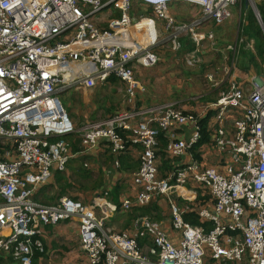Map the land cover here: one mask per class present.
<instances>
[{
	"label": "built area",
	"instance_id": "1",
	"mask_svg": "<svg viewBox=\"0 0 264 264\" xmlns=\"http://www.w3.org/2000/svg\"><path fill=\"white\" fill-rule=\"evenodd\" d=\"M174 2L199 8L201 17L188 26L176 25L167 13ZM240 2L0 0V142L8 146L0 157V228L9 230L8 236L0 237V255L9 252L10 264H31L35 252H44L45 227L75 218L79 244L90 264H264V82L252 80L250 92L244 94L232 76L216 102L204 106L214 111L210 144L223 160L221 171L194 163L176 176L161 178L157 136L165 134L167 154L178 157L198 142L200 128L192 114L181 113L174 104L146 107L138 101L145 86L135 70L156 66L158 57L148 48L155 45L157 34L152 19L134 23L128 15L133 4L153 9L165 20L174 51L181 49L180 37L186 33L194 45L185 59L191 66L206 40L198 29L208 21L221 26L230 19V8ZM107 8L120 11V16L100 31L92 20ZM143 20L151 23L154 32L153 43L147 45L133 35L135 30L145 34L138 28ZM206 35L212 39V34ZM111 76L123 85L129 108L85 124L79 131L80 143L89 151L106 139L123 150L118 132H126L129 140L141 144L139 168L132 174L138 192L121 208L145 207L159 197L169 206L171 218V226L149 216L136 218L135 226L150 241L147 253L137 247L135 235L113 234L106 228L105 219L114 211L110 185L99 191L95 204L99 215L72 197L63 196L52 204L31 198L53 172H64L73 157L64 138L76 129L58 95L77 86L103 87ZM230 109L241 117L233 134L227 135L224 122ZM191 125V136L182 139L181 130ZM187 172L213 206V213L206 206L197 214L201 224L211 225L209 229L183 220V215L192 214L188 205L196 200V194L183 186ZM177 199L187 205L184 210L175 203ZM166 228L176 236H169Z\"/></svg>",
	"mask_w": 264,
	"mask_h": 264
},
{
	"label": "crops",
	"instance_id": "2",
	"mask_svg": "<svg viewBox=\"0 0 264 264\" xmlns=\"http://www.w3.org/2000/svg\"><path fill=\"white\" fill-rule=\"evenodd\" d=\"M175 4L176 5L172 3L169 6H167L168 14L172 15V12H176L182 8L181 7L182 3L175 2ZM139 6H143V5H139ZM190 11L194 13L195 9H192ZM105 13H106L105 17L109 19H111V17L113 16L112 12H109V13L101 12L100 14H102L101 16L102 18ZM209 22L210 21L206 22V24H208ZM210 23L213 24L212 22ZM228 24L229 22L225 23L224 26H221V28L224 29L226 26H228ZM223 34L228 35L224 33L223 31H221L219 36L220 35L224 36ZM216 38L218 39V35L216 36ZM249 43L251 46L250 50H252L253 52L249 54L247 52H241L239 57L235 58L233 56L234 59L233 57H231L229 61V64L230 62L232 63L233 61V64L232 66H230V69L232 73L234 74V77L237 78V81L239 82V86L243 90L244 94H248L250 92L252 83H253L252 80L258 81L261 83L264 82V64L260 65L258 68H254V66L251 65V62H252V61L250 62L251 57L257 60V56L253 50L252 42H249ZM223 49L226 52V48L223 47L221 50ZM234 51L235 52L237 51V45H234ZM241 51H244V50H241ZM215 58L219 60L220 56H217ZM221 61H222L221 63L222 66L224 65V63L226 64L224 57ZM170 62H169V66L167 65L166 67L162 66L159 68L158 67L153 68L156 71V73H154L155 76H153V73L151 71L148 74L142 73L143 69L151 70V68H140L137 66V69L135 70V77L137 78L136 76L137 74L141 79L145 80V82L141 80L145 86V92L137 96L138 101L140 102L142 106L148 107V106H159V105H164V104H174L177 109H180L178 107V103L180 101L159 104V102L161 103V102L169 101L172 93L175 90L174 87H170L169 80L174 78L177 70H176V66L174 62H171V63ZM156 79H159L163 84L159 87V89H156L155 91L153 87V84L155 85V82L153 83V81ZM111 80H113V82L118 81L114 76H111L109 79V83L106 87L109 86ZM165 82H166V86L164 84ZM226 82L228 83V76H224L223 81H220L219 83L216 82L213 84L215 88L212 91L208 92V94L206 95L207 101L210 100L209 103H206L207 105L211 104V102L216 101L221 95V93L225 91L226 87L222 91L217 93L218 89ZM106 87H97L95 90L106 88ZM114 87L115 86H113V89L111 87V90H112L114 99H116L117 94H114L115 93ZM165 87H167L166 91L164 90ZM74 88L76 89L75 92L78 91V89L81 91H84V93L95 91V90H86L80 86H77ZM72 89L73 88L67 91H70ZM144 94H145V97H142ZM216 94H217V97L215 98ZM120 95L121 97L117 98L113 104L112 112L102 116L103 118L97 121L103 120L104 118L108 117L109 115H112L113 113L117 111H122V110L129 108V104H127V102L125 101L126 96L124 94H120ZM200 101L201 100H197L196 102L191 101L195 107L202 109L201 112L198 109H196L195 111L197 114H192V113L191 114L193 117L196 118L197 125L200 128V131H201L200 122L202 123V120H205L203 122L205 123L203 128H205V130L207 131H212L214 130L216 126L213 121L214 111L210 109L205 110L204 106L206 104H203ZM92 105L94 108L95 105L94 104ZM202 105L204 106L202 107ZM182 108L184 109L187 107L184 106ZM186 114H189V113H186ZM240 117H241V113L239 111L235 109L229 110V112L227 113L225 122H224V131L227 135L233 134L235 124ZM78 130H80V128L79 129L76 128L74 134L69 135L64 138L70 150V153L73 155V157L68 160L64 172H66L67 169L72 168L76 163H80L82 164L83 171L86 173V174L82 173L81 177L86 178L88 175H97V176L99 175L100 179L94 181V188L97 189V185L99 183H101L103 187L105 185H110L111 188H110L109 195L112 194L116 198V201H113L112 199H110L111 201L110 203L114 206V211L111 214H109L110 215L109 217L105 219L106 228L110 229L113 234L126 233L129 235H135L136 236L135 241H136L137 247L143 253H147V250L150 246L149 238L145 236L142 230H140L139 228L135 226V220L137 217L136 218L132 217L134 216L132 211L136 207H134L131 210H123L121 208V204L123 201L133 200V198L136 196L138 192V190L136 189V186L133 183L132 174L135 173L139 168L140 155L142 153L141 144L134 143L131 140H129L128 133L118 132L121 139L125 143L123 150H117L115 147H113L111 142H109L106 139H101L98 141L97 146L94 149L89 150V151H84L80 143V137H79ZM193 131H194V125L186 126L181 130L180 135L182 139L188 140ZM200 140L201 138L198 140L197 143L194 144L196 146L192 145V147L189 150H186L182 155L178 157H171L169 156V154H167L166 135L160 133L156 138V145H155V153L157 156V166H158L159 174H160V167L163 166L164 162H166L167 166L170 167L169 170L164 174V177L162 178H165L169 176L170 174H173L176 176L179 172L183 171V169L188 168V166L194 163L197 164L198 168L213 167L217 171H221L224 165L220 164L221 158L216 154L214 147L210 144V142H205V143L200 144ZM192 148L193 150H191ZM178 164L180 166H177V167L178 168L180 167V168L179 169L174 168ZM62 173L63 172H53L49 182L45 186L38 187L34 193L37 194V193L43 192L45 196L47 197L46 195L47 192L45 193L44 189L45 191H47L49 188L52 189V185H55L57 187L56 193L52 196L51 194H48L49 196L48 198L54 199L55 201L53 203L57 202L63 195H65L68 192L69 189L72 188L71 182ZM71 173L76 174V171L73 170ZM60 177L62 178L61 180H60ZM183 186H185L187 190L192 191L193 193L196 194V200L193 204L195 206V209L193 210V206H190L189 211H191L194 214L196 213L195 216H197V214L199 213V210L207 206L211 209V213H213V206L209 204V197L207 193L203 191L202 188L199 187L198 184H196L192 180L191 174L188 172L185 175ZM98 194L99 192L95 191L89 194L86 199L81 198L82 197L81 195L75 196L72 198L76 200H80L87 208L92 209L97 215H99V211L95 205L98 200ZM180 200L181 199H177L175 203L178 205V207L184 210L187 205H185V202L184 204H182ZM38 203L48 204L45 201V199ZM151 204L152 203L147 205V207L150 206ZM137 212H139V210H137ZM159 213L161 214V211ZM162 216H163V213H162ZM166 217H168V214ZM168 218H170V210H169ZM77 226H78V222L75 218L69 221L61 222L57 224L56 226H46L45 231L42 234V241L44 244V252H43L44 256L38 259V264H41L40 260L45 257L46 249L48 251L49 249L56 247L57 243L64 244V245H67L65 242L73 243L71 240L72 238L71 235H74L73 233H75L74 236L77 237L76 238L77 240L78 239ZM166 231L170 232V229ZM8 235H9L8 229L0 228V237H4ZM58 240H62V242H59ZM76 247L77 249H73L72 251H70L71 255H74V254L76 255L75 252L77 250H81L82 252L81 259L84 261H87V257L80 247L79 240H77ZM75 257H71V259H74ZM0 258L3 261L2 264L11 263L9 252H3L0 255Z\"/></svg>",
	"mask_w": 264,
	"mask_h": 264
},
{
	"label": "rangeland",
	"instance_id": "3",
	"mask_svg": "<svg viewBox=\"0 0 264 264\" xmlns=\"http://www.w3.org/2000/svg\"><path fill=\"white\" fill-rule=\"evenodd\" d=\"M252 3L256 6V4H262V0H251ZM177 3V2H176ZM181 4V9H179L176 12H172L171 14H168L170 17L173 18L176 25L179 26H188L191 24L192 21L198 19L201 17V12L199 8L192 6L187 3L179 2ZM172 4V3H171ZM174 5L175 2L173 3ZM245 0H241L240 4H236L235 6L230 8L231 17L228 21V26H226L224 29L221 28V26H224L222 24L221 26H214L210 22L208 24H204L201 28L198 29V32L204 34L206 36V40L201 43L200 45V54L197 55V63L189 66L186 64V55L188 52H190V47H193V44L188 39V36L186 33H184L180 37V41L182 44V47L179 51H174L170 46V41L168 39L169 33H167L164 30L165 20L158 18L154 10L151 8H146L143 6H139L138 4H133L130 6L128 15L131 16L134 20V23H138L141 21V19H152L156 26V34H157V41L155 45L148 48L149 51L153 52L158 57V62L156 66L151 67L150 69H143L142 73L148 74L150 71L153 73V76H155L154 73L156 71L153 68L156 67H166L169 66V62H174L176 66V74L174 78L169 80L170 87H174L175 90L171 95V98L169 101L165 102H159V104L164 103H171V102H178V109L181 113L186 114H197L196 109H198L200 112L202 109L195 107L192 102H196L197 100H201L203 104L209 103L210 100L207 101L206 95L208 92L212 91L215 87L213 86L214 83L223 81L224 76H228V83L226 82L223 84L217 91L219 93L222 91L225 87V90L228 87L229 81L231 80L232 76L234 74L232 73L230 66H232V63L229 61L231 57H239L241 52L243 51H234V45H236L237 41V34H238V26L241 18H244L246 16V9H245ZM170 5V4H169ZM168 5V6H169ZM186 8V9H185ZM185 9V10H184ZM195 9V12H191L190 10ZM104 12H112L113 16L111 19L105 17L106 13L103 15V18L101 17L102 14H100L98 17L99 19H93L92 23L100 30L105 31L108 29V23L110 20L118 18L120 16V11L113 10L111 8H107V10H103ZM118 12V13H117ZM168 13V12H167ZM119 15V16H118ZM97 17V18H98ZM131 19V18H130ZM142 31L145 34H142L143 42L144 44H151L153 43L154 39V32H153V26L150 22L143 20L140 23V27ZM223 31L224 33L228 34L224 36L219 34ZM206 34H212V39L208 40ZM218 35V39L216 36ZM240 43V41H239ZM223 47L226 48L225 50H221ZM248 48L246 47L244 52H247ZM250 50V49H249ZM252 51V50H251ZM253 52V51H252ZM249 53V52H247ZM217 56H220V59L218 60ZM225 59L226 64L222 66V59ZM233 57V59H234ZM170 62V63H171ZM157 68V70H158ZM228 69L229 72L225 74V70ZM137 79L142 80L145 82V80L141 79L137 74ZM211 78V79H210ZM237 80V78L235 77ZM141 81V82H142ZM142 82V83H143ZM155 82V85L153 84V87L156 91V89H159V87L163 84L159 79H156L153 81ZM166 86V82L164 83ZM108 85V84H107ZM106 85V86H107ZM151 85V83H150ZM227 85V86H226ZM105 86V87H106ZM113 86H115V93L117 94V98H120V94H124V88L121 83L110 81V84L106 88L97 89L95 91H90L87 93H84V91H81L78 89V91L75 92V88H73L70 91H64L61 92L58 96L61 101V104L63 108L65 109L66 113L69 115L70 119L76 128H80L84 124H88L89 122H95V120L102 119L104 115L112 112V107L116 99H114L111 87L113 89ZM165 87V91H166ZM119 92V93H118ZM147 94V93H145ZM145 94L142 97H145ZM217 97V94L215 98ZM192 101V102H191ZM120 102V101H119ZM71 103V105H70ZM95 107L93 108V105ZM207 105V104H206ZM205 105V106H206ZM186 106L187 108H182ZM204 105H202L203 107ZM87 114V115H85ZM87 119V120H86ZM75 128V129H76ZM80 130H78L79 132ZM75 133V132H74ZM8 150L7 145H3L0 142V157H2V154L4 151ZM220 164L223 165V160H221ZM75 170L76 174H72L71 172ZM85 173L83 171L82 164L76 163L72 168L67 169L66 172H63L62 174L69 179L71 182L72 188L68 190V192L63 195L66 197H75V196H82L81 198L86 199L89 194L95 191H100L98 188H94V181L99 180V175H88L86 178L81 177V174ZM86 174V173H85ZM97 176V177H96ZM89 177V178H88ZM103 187V186H102ZM57 187L55 185H52V189L49 188L47 191V197L43 192L40 193H33L31 198L35 201L41 202L45 199V201L48 204H52L55 200L48 198V194L54 195L57 191ZM62 196V197H63ZM158 204L160 205V211H161V218H153L156 221L163 222L166 226H171V218L169 217V206L164 200L157 199ZM152 203V202H150ZM155 203V202H154ZM178 206V205H177ZM163 213V216H162ZM153 216L156 214L155 212L151 213ZM168 214V217H166ZM163 225V226H164ZM170 228V227H169ZM169 228H166L168 230ZM171 232V231H170ZM75 235V233H73ZM71 235L72 242H65L67 245L59 244L57 243V246L49 249L45 253V257L40 260L41 264H90L87 261L82 260V252L81 250H77L75 253L76 255H71L70 251L73 249H77V240L76 236ZM169 236L175 237L176 233L175 231H172ZM59 242H62V240H58ZM70 246V247H68ZM83 251V250H82ZM64 252V253H62ZM76 256V257H75ZM71 257H75L74 259H71Z\"/></svg>",
	"mask_w": 264,
	"mask_h": 264
},
{
	"label": "trees",
	"instance_id": "4",
	"mask_svg": "<svg viewBox=\"0 0 264 264\" xmlns=\"http://www.w3.org/2000/svg\"><path fill=\"white\" fill-rule=\"evenodd\" d=\"M256 8L258 10L260 19H261V23L263 26V29L261 28V26L259 25L258 21L256 20V18L254 17V15L252 14L250 9H247L245 11L246 16L244 18H241L240 22H239V26H238V34H237V41H236V45H237V50L241 51L246 49L247 44H250L249 42H252L253 45V50L256 53L257 56V60L253 59V57H251L250 62L251 65L254 66V68H258L260 65L264 64V0H262V4H256ZM242 40L241 43H239V41ZM181 42V41H180ZM182 46V44H181ZM248 50H246L247 52L251 53L252 51L249 50L250 48L247 47ZM194 49V45L193 47H190V52ZM243 51V52H244ZM188 52V53H190ZM248 53V54H249ZM246 54V53H245ZM244 54V55H245ZM113 81V80H111ZM109 83V80L107 81V84ZM106 84V85H107ZM105 85V86H106ZM103 86V87H105ZM216 102V101H214ZM211 102V103H214ZM205 120H202L201 124V131H200V144L205 143V142H210V134L212 131H207L205 130V128H203L204 124L203 123ZM196 146V145H193ZM167 147V145H166ZM193 150V148L191 149ZM174 167V166H173ZM170 167L167 166V163L164 162L163 166L160 167V174L159 177H164V174L169 170ZM175 168V167H174ZM62 178L60 177V180ZM98 190L100 188H102V184L99 183L97 185ZM159 197H156L153 201L152 204L150 206H146L145 208L143 207H136L133 209V218H138L140 216H149L150 218H161L160 216V205L158 204V199ZM109 199H112L113 201H116V198L110 194L109 195ZM155 202V203H154ZM180 202L182 204H184L183 200H180ZM152 206V207H151ZM189 208L190 206H193V210L195 209V206L193 204L188 205ZM151 207V209H150ZM137 210H139V212H137ZM150 210V211H149ZM151 212H155L156 214L153 216L151 214ZM196 214V213H195ZM194 213L192 214H185L183 215V220L185 223L190 224V225H194V226H204L205 228H211V225L208 223H204L201 224L199 221V218L197 216H195ZM155 220V219H154ZM150 243V242H149ZM44 256L43 253H38L35 252L33 257H32V263L31 264H38V259L40 257ZM2 259L0 258V264H2Z\"/></svg>",
	"mask_w": 264,
	"mask_h": 264
},
{
	"label": "water",
	"instance_id": "5",
	"mask_svg": "<svg viewBox=\"0 0 264 264\" xmlns=\"http://www.w3.org/2000/svg\"><path fill=\"white\" fill-rule=\"evenodd\" d=\"M244 6H245V9L247 10V9H250L251 10V12H252V14L254 15V17L256 18V20L258 21V23H259V25L261 26V28L263 29V26H262V23H261V19H260V16H259V13H258V10H257V8H256V6H250L249 4H248V1H246L245 0V4H244Z\"/></svg>",
	"mask_w": 264,
	"mask_h": 264
},
{
	"label": "bare ground",
	"instance_id": "6",
	"mask_svg": "<svg viewBox=\"0 0 264 264\" xmlns=\"http://www.w3.org/2000/svg\"><path fill=\"white\" fill-rule=\"evenodd\" d=\"M133 35H137V39H138V41H141L142 42V44H144V42H143V37H142V35L141 34H137V31L135 30V31H133ZM144 45H146V44H144Z\"/></svg>",
	"mask_w": 264,
	"mask_h": 264
}]
</instances>
